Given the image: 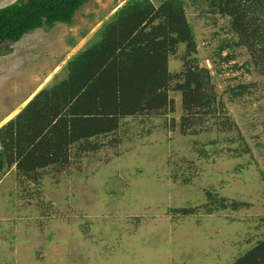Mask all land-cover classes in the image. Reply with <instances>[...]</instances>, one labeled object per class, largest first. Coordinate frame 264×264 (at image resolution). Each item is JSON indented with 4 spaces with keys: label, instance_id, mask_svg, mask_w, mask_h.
I'll use <instances>...</instances> for the list:
<instances>
[{
    "label": "rangeland",
    "instance_id": "rangeland-1",
    "mask_svg": "<svg viewBox=\"0 0 264 264\" xmlns=\"http://www.w3.org/2000/svg\"><path fill=\"white\" fill-rule=\"evenodd\" d=\"M15 1L0 0V8ZM127 1L90 0L71 23L4 45L10 51L0 54V127L64 74ZM187 2L200 65L251 152L232 156L237 145L227 140L236 132L210 123L182 133V96L172 91L173 112L127 118L118 144L50 167L40 184L16 167L1 175L0 264H229L264 237V72L235 44L229 17ZM184 50L171 57V70L182 68ZM209 190L248 205L207 213L201 207Z\"/></svg>",
    "mask_w": 264,
    "mask_h": 264
},
{
    "label": "trees",
    "instance_id": "trees-1",
    "mask_svg": "<svg viewBox=\"0 0 264 264\" xmlns=\"http://www.w3.org/2000/svg\"><path fill=\"white\" fill-rule=\"evenodd\" d=\"M88 1L16 0L0 8V54L10 51L4 45L18 42L37 28L71 23ZM189 1L204 3L211 13L229 17L230 30L238 37L235 44L246 46L255 67L264 72V0ZM187 3L128 0L118 7L68 60L64 74L57 73L0 127V177L16 167L22 177L40 184L50 167L67 166L75 157L98 151L106 143L118 144L117 135L127 118L173 112L172 91L182 96V133L210 123L220 131L236 132L227 140L237 145L230 150L232 156L249 154L250 145L220 99L210 70L200 65ZM182 46V68L173 71L170 59ZM207 193L208 202L201 207L207 213L238 211L248 205L213 190ZM182 211L196 213L194 208ZM229 264H264V237Z\"/></svg>",
    "mask_w": 264,
    "mask_h": 264
}]
</instances>
